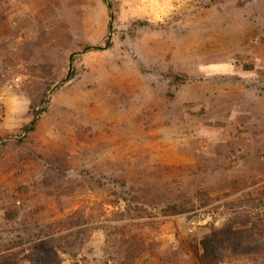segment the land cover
<instances>
[{
  "label": "rangeland",
  "instance_id": "1",
  "mask_svg": "<svg viewBox=\"0 0 264 264\" xmlns=\"http://www.w3.org/2000/svg\"><path fill=\"white\" fill-rule=\"evenodd\" d=\"M259 216L264 0L4 1L0 264H201Z\"/></svg>",
  "mask_w": 264,
  "mask_h": 264
},
{
  "label": "trees",
  "instance_id": "2",
  "mask_svg": "<svg viewBox=\"0 0 264 264\" xmlns=\"http://www.w3.org/2000/svg\"><path fill=\"white\" fill-rule=\"evenodd\" d=\"M4 1L6 0H0V7ZM181 213H185V210L175 209L169 215ZM201 245L203 248L201 264H227L234 261H243L244 264H264V216L255 217L250 224L242 228L237 229L229 225L216 230ZM141 252V246L135 238L127 241L124 260L120 264H136ZM10 261L14 262V259L6 260L3 264H12L13 262Z\"/></svg>",
  "mask_w": 264,
  "mask_h": 264
},
{
  "label": "water",
  "instance_id": "3",
  "mask_svg": "<svg viewBox=\"0 0 264 264\" xmlns=\"http://www.w3.org/2000/svg\"><path fill=\"white\" fill-rule=\"evenodd\" d=\"M110 40H111V38H110ZM109 40V41H110ZM72 59V58H71ZM71 71H72V63L70 62V68H69V73H68V76H67V78H66V80L65 81H68L69 79H70V74H71ZM31 130V129H30ZM29 130V131H30Z\"/></svg>",
  "mask_w": 264,
  "mask_h": 264
}]
</instances>
